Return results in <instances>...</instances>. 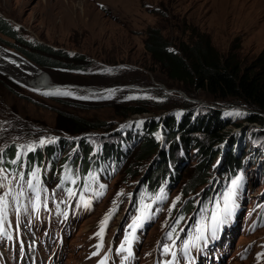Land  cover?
<instances>
[{
	"label": "rangeland",
	"instance_id": "374dc122",
	"mask_svg": "<svg viewBox=\"0 0 264 264\" xmlns=\"http://www.w3.org/2000/svg\"><path fill=\"white\" fill-rule=\"evenodd\" d=\"M155 11L167 13L163 23ZM0 18L13 25L17 32L16 39L0 33V152L14 143L17 147L15 160L21 157L22 161L17 172L0 165V176L7 177L3 181L5 187L0 188V196L8 194L10 221L17 223L19 219L17 226L8 227L13 244L8 246L0 238L1 264H108L102 260L103 251L111 242L122 238L127 242L128 236L139 243H135L133 249L134 264H149L154 257V245L169 231L177 226L182 228L188 221L189 234L183 243L191 247L196 241L192 249L195 264H264V124L249 122L246 116L249 111L244 106L233 105L221 110V107L210 105L204 93L198 90L194 92L196 97H188L180 89L167 88L162 82L163 77L152 71L156 66L144 48L143 34L148 26H164L166 34L172 37L178 33L172 20L177 18L181 26L185 25V20L186 25H194L201 33H207L220 54L226 53L236 40L240 44L238 58L246 65L264 51V0H0ZM27 40L67 53L83 68L44 69L19 51L21 47L25 48L23 41ZM39 74H44L54 84L67 87L37 89L29 80ZM145 80L151 83H138ZM87 87L98 92L86 91ZM151 89H161L168 96L164 99ZM145 98L149 101L147 109L150 111L126 118L116 114L117 111L125 113L137 103L136 99ZM184 99L190 103L183 104ZM165 101L167 104L161 106ZM208 105L224 113V119L229 121L225 133L228 137H237L238 144L246 152L247 156L242 160L246 171L244 177L234 186L232 181L239 176L229 178L232 172L224 165L222 167L223 156H217L208 169L209 181L205 187H197L185 195L199 159L196 150H189L185 158L176 156L175 166L169 169L168 183L157 185L152 198L139 201L137 193L156 154L136 160L134 154L138 146L134 147L141 138L132 141L127 129L142 136L147 120H162L172 112L178 113V120H182L186 110L203 112ZM60 112L104 124L101 125L104 127L89 129L81 135L66 133L57 126ZM236 112L241 115H226ZM114 132H120L122 137L108 139L107 136ZM152 134L164 151L169 150V140L162 138L160 128ZM83 136L92 145L91 161L97 157L100 145L121 144L128 139L124 157L121 161H112L108 172L87 174L84 182L79 180L70 188L60 186L57 178L63 171H56V166L63 168L64 156L69 159L80 152L79 145L73 144L71 139ZM41 140L45 141L42 145ZM227 143L226 138L214 148L225 151ZM46 146L53 150L47 158L39 151ZM33 151H37V155L34 156ZM255 152L256 156L252 158ZM27 154L40 168L33 169L28 177L23 173ZM98 164L105 162L100 160ZM90 169L95 171V166ZM28 180L36 185L35 191L27 188ZM21 191L23 196L19 195ZM228 196L231 197L234 226L231 227L227 220L215 229L213 237L211 218L206 226L194 232L192 215L197 217L205 213L208 205V211L222 203L224 206ZM40 201V214L44 220L41 221L42 230L51 232L54 229L52 224L45 222L53 208H60L61 218L67 220L71 232L66 238L61 231L66 239L64 250L57 241L54 242L58 246L55 252L50 247L42 248L39 243L37 247L31 246L27 229L22 225L29 219L24 214L17 219L14 208L20 203L35 211L32 205ZM187 202L191 203L192 209L179 225V215L175 214L180 209V214L184 212L189 206ZM110 212L103 233L98 236L102 222ZM37 222L33 221V229ZM134 222L142 224L135 227V231L129 227ZM230 232L232 234L227 235ZM34 233L38 234L39 230L34 229ZM195 234L203 239L209 236L220 241L209 240L208 250L203 252ZM171 235L173 246L179 247L182 239L177 238V231ZM19 242L24 247L20 263ZM158 252L164 254L161 248ZM165 254L182 258L178 254L173 256L171 251Z\"/></svg>",
	"mask_w": 264,
	"mask_h": 264
},
{
	"label": "trees",
	"instance_id": "16d2710c",
	"mask_svg": "<svg viewBox=\"0 0 264 264\" xmlns=\"http://www.w3.org/2000/svg\"><path fill=\"white\" fill-rule=\"evenodd\" d=\"M155 12L158 13L156 14L157 18L160 17V22L163 23L166 19L163 17L167 13L165 11ZM172 21V26L178 30V33L172 35V37L166 34V27L164 26H148L143 31V34L145 33L144 48L149 54V60L156 66L152 69L153 73L156 72L163 77L162 82L167 88L180 89L188 97H196L194 94L196 90L201 94L204 93L208 103L221 107V110L233 105L244 106L249 111L246 115L249 122L264 124V51H261L254 60L245 65L238 58L237 50L240 44L236 40L226 53L220 54L207 33H201L194 25H186L185 20H183L184 26L179 25L181 21L177 18ZM0 33L12 39L17 38V32L13 25L4 18H0ZM23 44L25 48L21 47L19 51L24 57L44 69L63 68L62 66H70L73 69L83 68L76 59L69 57L67 53L55 50L49 45L28 40L23 41ZM138 83L150 84L151 82L145 80ZM151 91L158 93V96L164 99L168 96L161 89H151ZM51 95L49 94V96ZM166 101L161 103V106L167 104ZM182 101L183 104L190 103L187 99ZM136 102L125 113L117 111L116 114L119 117L126 118L150 111V109H147L148 99H136ZM208 107L203 112L186 110L184 117H181L182 120H178V113L175 112L166 115L162 120H147L142 128V136H138L137 132L131 131V128H129L131 130L127 129L129 139L132 141L141 138L134 147L135 149L138 146L134 154L136 160L147 159L153 153L156 154L153 165L147 172L145 181L141 183L137 193L140 197L139 201L143 198H152L157 185H162L163 182L168 183V176H170V170L176 164V158H185L189 150H196L199 159L194 165L193 175L187 184L188 187L186 188L188 189H185V195L198 189L197 187H205L209 181L208 169L217 156H223L222 167L224 165L225 169L227 168L232 172L229 178L236 176V174L239 177H244L246 171L242 160L247 156L246 152L238 144L237 137H228V133H225L229 121L224 119V113L218 108L209 105ZM57 121L59 129L75 135H81L89 129L104 127L101 126L104 124L95 123L92 120L71 114L65 115L62 112L58 113ZM158 128L161 129L162 138H168L169 150L164 151L160 141L153 137L152 132H156ZM111 136H117L120 139L122 134L114 132L113 135L107 136L108 139ZM226 138L228 143L225 151H222L219 147L214 148L216 144L223 142ZM71 140L74 141L73 144L77 143L79 145L80 152L69 159L64 156L62 159L63 168L62 166H56V171L59 169L63 171L62 175L57 178L60 180V186H67L68 188L77 185L79 180L84 182V176L87 174L101 175L102 172L110 171L112 168L111 163H114L112 161L123 159V150L126 149L128 144V139L121 144L104 143L99 146V153L95 160L91 161L89 158L92 145H90L91 143L87 140V137L83 136ZM178 145L181 147L180 149H178ZM39 151L45 153L46 158L50 152H53L51 147L48 146ZM16 152L17 147L14 143L4 148L0 152V165H5L8 171L17 172V168L22 161L21 157L15 160ZM36 152L33 151L34 156L37 155ZM29 154L31 155V152ZM29 154L25 158L26 163L23 170L26 177L31 174L33 169H40L37 162H31ZM255 154L256 152L252 158H255ZM100 160L105 164H98ZM91 166L93 168L95 166V171L90 169ZM220 167L221 165L218 166V168ZM134 174L136 175V173ZM187 204L184 205V207L187 206L184 212L180 214V209L176 214L179 215V225L187 218V213L192 209L190 207L191 203L187 202Z\"/></svg>",
	"mask_w": 264,
	"mask_h": 264
},
{
	"label": "snow or ice",
	"instance_id": "6c2138e0",
	"mask_svg": "<svg viewBox=\"0 0 264 264\" xmlns=\"http://www.w3.org/2000/svg\"><path fill=\"white\" fill-rule=\"evenodd\" d=\"M241 115V113L236 112V113H226V115ZM41 145L45 143L44 140L40 141ZM15 162V161H13ZM2 171V170H0ZM7 179V177L4 176H0V188L5 187L3 181ZM20 179L23 181L24 180V176L23 174H21ZM242 179V177H238L236 180L232 181V184L234 186L238 185L239 181ZM103 187V186H101ZM27 188L29 190L35 191L36 190V185L33 184L32 180H28L27 181ZM11 190H9L10 192ZM20 196H23L24 193L23 191L20 192L19 194ZM8 194H5L3 196H0V236H5L7 235L6 229L4 228V224L5 221L7 220V214H8V209H9V201L7 198ZM39 199V197L37 196V200ZM177 200H179V197L176 198ZM230 201H231V197H225L224 200V206L223 208L217 212L216 214L213 215L212 217V228H213V232H212V236L215 237V229L217 227H219L221 224L227 223L228 218L231 216V205H230ZM175 206V204H173V207ZM32 207L35 210H38L39 208V204H34L32 205ZM15 213L17 214V216H19V214L21 212L27 213L29 211L28 207L25 206L24 204L20 203L19 206L14 208ZM111 216V212L109 214L106 215L105 220L102 222V226H101V232L97 233V235H102L103 233V228L104 225H106L107 223V219ZM141 219V218H138ZM182 219V218H181ZM139 224H136V222H134L133 225H130L129 227L132 228L133 231H135V227H139ZM169 235H171V233H169ZM188 245L185 244V249H187ZM121 250H123V245L121 246ZM173 256H175V253H172ZM103 264V262H102Z\"/></svg>",
	"mask_w": 264,
	"mask_h": 264
},
{
	"label": "bare ground",
	"instance_id": "6f19581e",
	"mask_svg": "<svg viewBox=\"0 0 264 264\" xmlns=\"http://www.w3.org/2000/svg\"><path fill=\"white\" fill-rule=\"evenodd\" d=\"M29 83H30V85H33L37 89L55 90V89L61 88V87H57L58 86L57 84H54V83L50 82L49 81V78H47L44 74H39L36 78L29 80ZM62 88H64V87H62ZM258 174H260V173H258ZM222 208H223V203H222V205H220L216 209H211L210 211L201 214L198 218H195L194 219V224H193L194 232L197 233L198 230L201 229V224H202V222L204 220H206V218L212 217L214 214H216L217 212H219ZM228 221L231 223V227H233L234 224H235V221L232 218V215L228 218ZM187 223L189 224V221ZM187 223L185 225L186 227H188V224ZM173 230L174 229H172L171 231H173ZM227 235L230 236V234H227Z\"/></svg>",
	"mask_w": 264,
	"mask_h": 264
},
{
	"label": "water",
	"instance_id": "95a60500",
	"mask_svg": "<svg viewBox=\"0 0 264 264\" xmlns=\"http://www.w3.org/2000/svg\"><path fill=\"white\" fill-rule=\"evenodd\" d=\"M57 87H66V86H64V85H58ZM56 88V87H55ZM86 90H88L89 92H91V93H96V92H98V90H96V89H93V88H90V87H87V89Z\"/></svg>",
	"mask_w": 264,
	"mask_h": 264
}]
</instances>
